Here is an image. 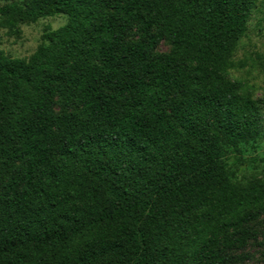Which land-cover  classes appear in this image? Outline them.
<instances>
[{
	"label": "trees",
	"instance_id": "16d2710c",
	"mask_svg": "<svg viewBox=\"0 0 264 264\" xmlns=\"http://www.w3.org/2000/svg\"><path fill=\"white\" fill-rule=\"evenodd\" d=\"M256 1L0 5L68 16L30 57L0 51V264H229L264 247V176L232 180L223 157L264 163L237 155L263 112L227 69Z\"/></svg>",
	"mask_w": 264,
	"mask_h": 264
},
{
	"label": "rangeland",
	"instance_id": "374dc122",
	"mask_svg": "<svg viewBox=\"0 0 264 264\" xmlns=\"http://www.w3.org/2000/svg\"><path fill=\"white\" fill-rule=\"evenodd\" d=\"M5 0H0L2 5ZM68 22L66 14L54 17L40 18L29 21L22 17H5L0 14V51L11 58H28L43 41V34L48 30H55ZM247 33L240 37L232 53L227 57V69L231 77L242 80L251 91L252 97L262 106L264 121V0H257L252 7L248 22ZM140 33L135 26L128 40L138 39ZM170 45L162 41L154 53H168ZM56 113L62 112L60 96H56ZM238 157L252 159L264 157V130L255 140L240 145ZM223 157L229 162V172L232 180L244 181L251 177L264 176V163L248 161L246 164L231 160V148L225 147ZM1 170V167H0ZM8 176L2 178L5 182ZM262 218L257 219L260 226ZM237 257L235 262L229 264H264V247L251 243L245 250L234 251ZM243 256H248L243 259Z\"/></svg>",
	"mask_w": 264,
	"mask_h": 264
}]
</instances>
